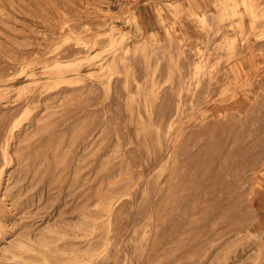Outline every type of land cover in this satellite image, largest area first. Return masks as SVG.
Here are the masks:
<instances>
[{"label":"rangeland","instance_id":"rangeland-1","mask_svg":"<svg viewBox=\"0 0 264 264\" xmlns=\"http://www.w3.org/2000/svg\"><path fill=\"white\" fill-rule=\"evenodd\" d=\"M0 264H264V0H0Z\"/></svg>","mask_w":264,"mask_h":264},{"label":"built area","instance_id":"built-area-1","mask_svg":"<svg viewBox=\"0 0 264 264\" xmlns=\"http://www.w3.org/2000/svg\"><path fill=\"white\" fill-rule=\"evenodd\" d=\"M108 1V3L112 6H117V5H123V4H131V3H135L138 0H106Z\"/></svg>","mask_w":264,"mask_h":264},{"label":"bare ground","instance_id":"bare-ground-1","mask_svg":"<svg viewBox=\"0 0 264 264\" xmlns=\"http://www.w3.org/2000/svg\"><path fill=\"white\" fill-rule=\"evenodd\" d=\"M5 53H6V52H5ZM6 54H7V53H6ZM12 56H13V55H12ZM192 69H193V68H192ZM79 84H80V83H79ZM77 85H78V84H77ZM206 87H208V85H207ZM208 89H209V88H208ZM90 90H91V89H90ZM206 93H208V92H206ZM210 94H211V93H210ZM205 96H206V95H205ZM210 97H211V96H210ZM209 100H211V99H209ZM200 101H201V100H200ZM202 102H203V101H202ZM206 102H207V101H206ZM206 102L204 101V103H206ZM198 103H199V102H198ZM198 103H196V104H198ZM196 104H195V105H196ZM200 105H201V104H200ZM206 106H208V105H206ZM200 107H201V106H200ZM204 108H205V107H204ZM204 108H203V109H204ZM197 114H198V113H197ZM224 121H225V120H224ZM220 125H223V124H219V126H220ZM225 125H226V124H225ZM228 125H229V124H228ZM228 125H227V126H228ZM214 126H215V125H214ZM204 127H205V126H204ZM217 129H218V128H217ZM217 129H216V126H215V130H217ZM233 150H234V149H232V152H231V153L228 152V153H230L229 155H231L232 153H233V154L236 153V152L234 153ZM229 151H230V150H229ZM233 154H232L231 156H233ZM226 157H228V156H226ZM13 240H14V239H13ZM5 241H6V240H5ZM14 242H15V241H14ZM6 244H7V243H6Z\"/></svg>","mask_w":264,"mask_h":264}]
</instances>
